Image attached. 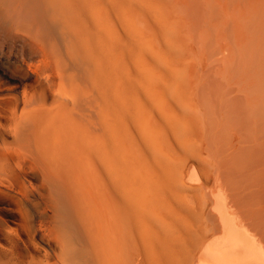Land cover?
Instances as JSON below:
<instances>
[{
    "label": "bare ground",
    "instance_id": "bare-ground-1",
    "mask_svg": "<svg viewBox=\"0 0 264 264\" xmlns=\"http://www.w3.org/2000/svg\"><path fill=\"white\" fill-rule=\"evenodd\" d=\"M258 4L0 0V264H264Z\"/></svg>",
    "mask_w": 264,
    "mask_h": 264
},
{
    "label": "rangeland",
    "instance_id": "rangeland-1",
    "mask_svg": "<svg viewBox=\"0 0 264 264\" xmlns=\"http://www.w3.org/2000/svg\"><path fill=\"white\" fill-rule=\"evenodd\" d=\"M259 7H264V0H257ZM1 26V25H0ZM21 33L10 34L0 27V96L6 94L8 88L12 87L17 79H21L31 66H35L41 59L38 53L28 57L23 55V49L27 50L29 45L23 41ZM11 77V79H10ZM28 85L33 84V78L24 79ZM23 115L29 114V109L22 111ZM2 208V207H1ZM3 218V217H1Z\"/></svg>",
    "mask_w": 264,
    "mask_h": 264
}]
</instances>
